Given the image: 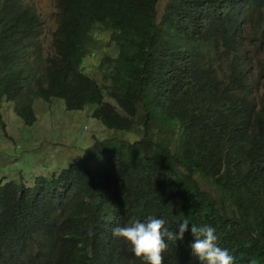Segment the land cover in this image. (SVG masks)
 Listing matches in <instances>:
<instances>
[{
  "label": "trees",
  "instance_id": "16d2710c",
  "mask_svg": "<svg viewBox=\"0 0 264 264\" xmlns=\"http://www.w3.org/2000/svg\"><path fill=\"white\" fill-rule=\"evenodd\" d=\"M157 2L56 0L44 56L34 9L0 0V103L25 126L34 101L51 99L93 106L108 130L144 126L133 142L97 139L32 186L0 183V264H144L112 230L150 215L173 231L189 220L164 264H200L193 224L214 227L236 264H264V0H174L159 22ZM95 27L115 47L102 57L115 105L81 69Z\"/></svg>",
  "mask_w": 264,
  "mask_h": 264
},
{
  "label": "rangeland",
  "instance_id": "374dc122",
  "mask_svg": "<svg viewBox=\"0 0 264 264\" xmlns=\"http://www.w3.org/2000/svg\"><path fill=\"white\" fill-rule=\"evenodd\" d=\"M35 10L42 29L43 55L52 53V43L57 29L56 0H25ZM174 0H158L156 22H159L167 6ZM91 43L86 45L81 69L102 88L104 99L114 105L106 89V65L102 57L113 56L114 45L107 41L109 31L95 27L90 31ZM13 105L4 100L0 103V183L10 180L32 186L38 176L47 177L59 172L69 163L82 157L83 151L97 139L117 137L133 142L142 137L144 126L135 125L129 132L108 130L92 117L93 106L81 111H67L63 100L48 102L35 100V122L27 127L14 113ZM117 110L123 114L117 106ZM159 127L152 123L150 133L156 135ZM170 138V135L166 133Z\"/></svg>",
  "mask_w": 264,
  "mask_h": 264
},
{
  "label": "clouds",
  "instance_id": "9594fccd",
  "mask_svg": "<svg viewBox=\"0 0 264 264\" xmlns=\"http://www.w3.org/2000/svg\"><path fill=\"white\" fill-rule=\"evenodd\" d=\"M24 3L29 5L25 0ZM189 226V220L184 218L176 227L178 231H173L165 227L164 219L150 215L143 222L133 220L128 225L117 226L113 228L112 234L125 241L134 258L144 264H164L163 253L169 247L166 241H182ZM190 232L194 237V242L190 244L192 256L196 257L200 264H236L235 257L229 250L218 245L214 227L193 224ZM250 264H256V261L253 259Z\"/></svg>",
  "mask_w": 264,
  "mask_h": 264
}]
</instances>
